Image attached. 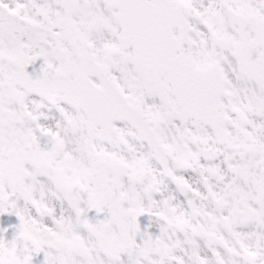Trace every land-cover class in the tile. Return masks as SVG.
<instances>
[{
  "label": "snow or ice",
  "instance_id": "1",
  "mask_svg": "<svg viewBox=\"0 0 264 264\" xmlns=\"http://www.w3.org/2000/svg\"><path fill=\"white\" fill-rule=\"evenodd\" d=\"M0 264H264V0H0Z\"/></svg>",
  "mask_w": 264,
  "mask_h": 264
}]
</instances>
